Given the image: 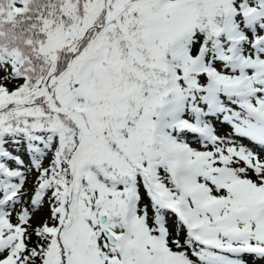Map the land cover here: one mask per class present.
Wrapping results in <instances>:
<instances>
[{"label": "snow or ice", "instance_id": "snow-or-ice-1", "mask_svg": "<svg viewBox=\"0 0 264 264\" xmlns=\"http://www.w3.org/2000/svg\"><path fill=\"white\" fill-rule=\"evenodd\" d=\"M0 264H264V0H0Z\"/></svg>", "mask_w": 264, "mask_h": 264}]
</instances>
